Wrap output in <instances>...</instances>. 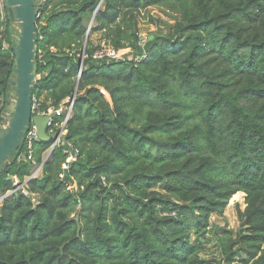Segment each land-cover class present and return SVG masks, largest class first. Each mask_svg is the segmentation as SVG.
I'll list each match as a JSON object with an SVG mask.
<instances>
[{
    "label": "trees",
    "instance_id": "obj_1",
    "mask_svg": "<svg viewBox=\"0 0 264 264\" xmlns=\"http://www.w3.org/2000/svg\"><path fill=\"white\" fill-rule=\"evenodd\" d=\"M99 1L38 6L31 92L43 108L76 92L66 138L80 154L60 179L61 148L44 160L52 139L35 142L41 177L0 206V264H264V0ZM152 6L175 23L142 47L128 13ZM9 27L0 4V114L15 77ZM97 48L132 54L98 63ZM24 153L0 171V193L31 176ZM237 192L239 228L216 232L211 216Z\"/></svg>",
    "mask_w": 264,
    "mask_h": 264
},
{
    "label": "built area",
    "instance_id": "obj_2",
    "mask_svg": "<svg viewBox=\"0 0 264 264\" xmlns=\"http://www.w3.org/2000/svg\"><path fill=\"white\" fill-rule=\"evenodd\" d=\"M5 0H0L1 6H4ZM43 1V0H40ZM102 1L100 0L97 4L95 11L102 7ZM5 7V6H4ZM95 26L94 22V15L88 22L86 26V37L90 34L92 28ZM146 42V38L140 35V45L143 47ZM85 45V43H84ZM130 54H132L131 49H114V48H97L95 49L89 57L93 59L95 62H112L117 60H124L127 59ZM79 68H78V77L82 71V64L84 59L88 58V54L85 52V46L81 49L79 53ZM144 56V54L142 55ZM102 92H104L102 90ZM76 92H74L71 96L66 97L60 104L56 107L48 106L43 108L42 100L35 95L31 94V117L32 116H48V120L46 122V132L52 139L51 144L45 153L44 160L51 154V152L55 148H61L64 154V160L61 162L60 165V173L59 178H65L66 172L70 168V166L76 162L79 158V149L69 140L66 138L67 134V122L71 118L73 113L74 101H75ZM54 114V117L50 115ZM21 144L24 143L26 146V153L22 155V158L26 161L30 162L34 165L35 169L32 172L31 176L26 178L23 183L18 182V179L14 176L13 181V188L7 191L5 194L1 196V199L7 198L14 194L15 192L21 191L24 194H30L26 189V181L32 177H41L42 175V164H36L33 151H34V144L38 141V136L36 133V126L33 122L27 126V129L24 132V135L21 139ZM102 182L105 184L104 177H101ZM74 192H77V185L75 182L71 185ZM34 196V195H32ZM34 200V198H33Z\"/></svg>",
    "mask_w": 264,
    "mask_h": 264
},
{
    "label": "water",
    "instance_id": "obj_3",
    "mask_svg": "<svg viewBox=\"0 0 264 264\" xmlns=\"http://www.w3.org/2000/svg\"><path fill=\"white\" fill-rule=\"evenodd\" d=\"M6 4L15 12L16 17L21 22V31L17 50H14V67L17 74V106L15 119L12 122L8 132L0 141V163L17 145H21V139L27 126L33 122L36 126L38 140H49L50 136L46 132V122L48 116L31 117V89L32 79L35 73L33 62L35 58V37L37 21L40 17L36 5V0H6ZM54 117V114L50 115Z\"/></svg>",
    "mask_w": 264,
    "mask_h": 264
},
{
    "label": "rangeland",
    "instance_id": "obj_4",
    "mask_svg": "<svg viewBox=\"0 0 264 264\" xmlns=\"http://www.w3.org/2000/svg\"><path fill=\"white\" fill-rule=\"evenodd\" d=\"M3 5L6 8L7 16L10 21V37L13 40V47L15 50H17L16 44L19 40V35L21 31V22L16 17L15 12H11V9L6 4V0L4 1ZM128 16H134L136 18L137 22V28L139 30V34L142 37H145L147 39H151L154 35L157 34H165L169 28L174 25L175 23V15L165 11L162 7L152 6L148 7L146 9H141L139 11L128 13ZM90 35H88L85 39L89 40ZM130 56V55H129ZM127 56V57H129ZM33 67H35V58L33 62ZM34 74V72H33ZM16 72L15 77L11 79L10 84L8 86V91L6 94L5 102L3 105V110L0 114V141L3 139V137L8 132L12 122L15 119V113H16V106H17V85H16ZM32 82H34V76L32 79ZM20 146L17 145L13 148V150L1 161L0 163V171L5 169L17 156L18 154V148ZM21 158V157H20ZM10 178V177H9ZM14 181V176L12 177ZM23 183V182H22ZM3 194L0 193V206L2 204L1 196ZM245 194L243 192H237L236 196H232L229 200L227 206L225 207L224 211L221 214H213L211 216V223L212 226H215V230L218 232L221 230V228H227L234 233L239 228V221L237 217V211L243 210L245 207L244 202ZM211 229V228H210ZM211 233V232H210ZM214 234L213 236H209V238H212V241H214ZM202 237H200L201 239ZM206 244L207 246V257L209 259L214 260L216 259V252L213 247V243Z\"/></svg>",
    "mask_w": 264,
    "mask_h": 264
},
{
    "label": "crops",
    "instance_id": "obj_5",
    "mask_svg": "<svg viewBox=\"0 0 264 264\" xmlns=\"http://www.w3.org/2000/svg\"><path fill=\"white\" fill-rule=\"evenodd\" d=\"M37 1V5H36V8L38 9V6H39V4H40V0H36ZM101 36H102V33L101 32H99V31H97V32H92L91 34H90V36L88 37L89 38V41L93 44V45H95L99 40H100V38H101ZM44 74H46V72H44L43 73V75ZM48 134V133H47ZM209 236L211 237V236H213V234L212 233H210V231H208L206 234H205V238H207V239H210V243H213V247H214V249H215V246H214V244H215V240L214 241H212V238H209ZM207 244H209V243H207ZM208 246V245H207ZM207 246H205V250H204V252H203V254H202V256L204 257V258H209V257H207V256H205V255H207ZM215 252H216V255L215 256H218V251L215 249Z\"/></svg>",
    "mask_w": 264,
    "mask_h": 264
},
{
    "label": "bare ground",
    "instance_id": "obj_6",
    "mask_svg": "<svg viewBox=\"0 0 264 264\" xmlns=\"http://www.w3.org/2000/svg\"><path fill=\"white\" fill-rule=\"evenodd\" d=\"M14 75H15V72H14ZM16 77H17V75H16Z\"/></svg>",
    "mask_w": 264,
    "mask_h": 264
}]
</instances>
